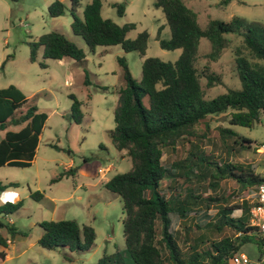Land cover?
I'll return each instance as SVG.
<instances>
[{
    "label": "trees",
    "instance_id": "16d2710c",
    "mask_svg": "<svg viewBox=\"0 0 264 264\" xmlns=\"http://www.w3.org/2000/svg\"><path fill=\"white\" fill-rule=\"evenodd\" d=\"M101 0H89L76 15L78 0H70L69 27L79 35L89 51L95 46L119 45L123 51L136 50L143 55L147 33L140 31L134 38L126 33L134 28L133 23L117 25L99 14ZM229 0H221L226 4ZM117 16L123 13V3H110ZM159 8L168 28V37L156 36L160 48L180 49L173 61H161L146 57L141 62L139 80L130 75L125 61L117 57L120 68L121 86L116 90L117 98L113 109V127L107 130L108 138L116 150H123L131 161V168L123 173H115L103 186L117 194L122 202V237L124 253L114 250L103 252L95 264H222L236 253L239 247L253 240L258 246L260 235L257 229L241 216L233 218L229 214L234 209L248 212L251 202L242 199L234 205L223 204L225 197L202 195L192 187L183 193H176L177 179L182 181H207L214 189L217 181L223 178L234 180L240 188L252 189L262 177L249 167L234 165L216 158L199 146L209 130L206 116L228 112L225 123L218 127L221 139H230L232 144L247 148L250 140L230 125L250 128L259 121L264 110V25L232 16L229 20L208 19L201 27L195 13L182 0H152ZM65 6L53 0L46 7L50 17L64 13ZM232 34L240 38V43L232 49L233 67L239 81L238 88L226 87L225 91L205 98L200 85V77L205 80V88L223 84L222 79L208 65L197 71L194 60L198 52L199 39L208 42L209 49L204 53L205 61H216L222 50L228 47ZM28 60L35 61L36 50L41 48L42 59L67 57L76 61L84 58L83 51L66 39L61 33L49 31L35 40L27 41ZM10 55H7L6 60ZM44 68L43 61H38ZM82 83L88 84L86 73ZM105 89V87H101ZM70 104L65 115L74 124L82 120L80 102L73 94H68ZM26 100L25 95L15 85L0 88V166L26 167L34 156L43 122L46 116L36 112L34 105L26 106L17 113ZM19 125L17 130L5 129L6 124ZM203 131L198 134V125ZM186 140L187 151L182 159L161 162L162 148H173L178 140ZM73 167H67L61 174L51 179L56 181L62 174H73ZM168 178L175 184L167 196L160 189V181ZM15 182L0 184V192L8 187H16ZM170 187V186H169ZM39 201L42 194L35 190L28 195ZM22 205L21 200L4 201L0 204V216L15 212ZM218 206L212 216L206 213L210 207ZM203 210V211H202ZM201 211L206 218V231L222 234L218 238H207L204 233L189 237V226L181 222L190 213ZM175 216L182 223V231L176 232L171 225ZM42 233L37 243L44 249L62 250V257L70 260L67 251L88 252L94 246V231L86 224L78 225L73 219L40 221ZM0 246L6 247L15 235L23 236L12 224L0 220ZM177 238L187 242L180 249ZM8 240V241H7ZM259 247V246H258ZM0 257L4 251L0 250Z\"/></svg>",
    "mask_w": 264,
    "mask_h": 264
},
{
    "label": "rangeland",
    "instance_id": "374dc122",
    "mask_svg": "<svg viewBox=\"0 0 264 264\" xmlns=\"http://www.w3.org/2000/svg\"><path fill=\"white\" fill-rule=\"evenodd\" d=\"M53 0H0V88L8 84L15 85L26 96L24 104L16 115L28 105H34L36 112L43 113V122L34 156L29 166H0V184L15 182L16 187H8L0 192V204L4 201L21 200L22 205L15 212L0 216L3 223L12 224L23 236L15 235L11 243L1 247L4 257L0 264H95L103 252L119 250L124 253L122 237V202L119 196L107 190L103 184L115 173H123L131 168V161L123 150H116L107 135L113 127V109L116 104V90L121 86L120 68L116 62L122 57L132 78L139 80L141 62L146 57H155L161 61L173 62L180 49L165 50L159 47L156 36L168 37V28L159 8L152 5V0H101L99 14L117 25L133 23L134 28L126 33L127 38H134L136 33H147L146 48L143 55L136 50L123 51L119 45L95 46L89 51L79 35L71 32L70 0H59L65 11L57 17H50L47 5ZM89 0H78L76 15L81 16L82 6ZM196 15L197 23L203 26L208 19L227 21L232 16L248 21H257L264 25V0H182ZM123 3L124 9L117 16L110 3ZM56 31L74 43L84 53L80 61L71 58L42 59L41 48L36 50L35 61L28 60L27 41L35 40L42 33ZM229 38V45L222 50L216 61L207 62L204 53L209 49L208 42L200 38L198 52L194 60L197 71L204 65L220 76L223 84L205 88V80L200 77L204 97L209 98L225 91L226 87L238 88L239 81L233 67L232 49L240 43V38L224 34ZM10 55L6 60L5 57ZM38 61H43L44 68ZM86 73L88 84L82 83ZM105 87V89H101ZM73 94L80 102L82 120L74 124L66 118L70 99ZM228 112L205 117L209 130L204 138L198 140L199 146L216 158H221L234 165L249 167L253 173L264 176V151L258 146L264 144V110L259 114L258 123L252 127L230 125L238 134L248 138V147L232 144L230 139L223 140L218 135V127L225 123ZM19 125L7 123L5 129L17 130ZM198 134L203 131L199 124ZM3 130L0 131L2 136ZM186 140H178L173 148H162L161 162L182 159L187 151ZM73 167V174H62L52 181L67 167ZM176 193H183L184 188L194 187L204 195H220L226 198L223 204L234 205L245 199L250 203L253 189L240 188L230 179L217 181L211 189L207 181H182L177 179ZM175 183L168 178L160 181V189L167 196L172 193ZM170 186V187H169ZM39 191V201L32 200L29 191ZM218 206H210L206 213L212 216ZM203 211V210H202ZM236 218L248 219V212L241 213L234 209L229 214ZM73 219L78 225L86 224L94 231V246L88 252H66L71 259L62 257L59 248L49 250L40 247L37 239L42 233L40 221ZM206 218L201 211L192 213L181 222L189 226V237L204 235L218 238L227 234L206 231ZM182 223L171 217V225L176 232L182 231ZM4 235L0 229V235ZM181 250L187 242L177 238ZM260 244V242H259ZM258 244V246H259ZM253 240L242 244L238 253L245 255L251 262L258 257L259 247ZM222 264H227L225 261Z\"/></svg>",
    "mask_w": 264,
    "mask_h": 264
},
{
    "label": "built area",
    "instance_id": "2783aa9c",
    "mask_svg": "<svg viewBox=\"0 0 264 264\" xmlns=\"http://www.w3.org/2000/svg\"><path fill=\"white\" fill-rule=\"evenodd\" d=\"M258 148L264 151V144H260ZM250 202L248 224L255 227L260 235L258 257L251 262L245 255L237 251L227 259V264H264V176L253 188Z\"/></svg>",
    "mask_w": 264,
    "mask_h": 264
},
{
    "label": "crops",
    "instance_id": "0c3cea01",
    "mask_svg": "<svg viewBox=\"0 0 264 264\" xmlns=\"http://www.w3.org/2000/svg\"><path fill=\"white\" fill-rule=\"evenodd\" d=\"M25 97H26V96H25ZM0 137H1V136H0ZM1 236H3V234H1ZM7 241H8V240H7ZM11 241H12V240H11ZM11 241H10V242H8V243H11ZM8 243H7V244H8ZM238 251H239V249H238Z\"/></svg>",
    "mask_w": 264,
    "mask_h": 264
}]
</instances>
